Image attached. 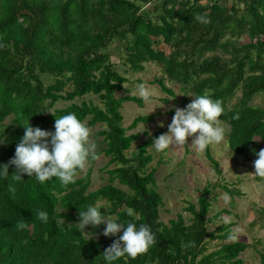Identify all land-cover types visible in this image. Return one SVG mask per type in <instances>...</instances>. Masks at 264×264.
<instances>
[{
  "label": "trees",
  "instance_id": "trees-1",
  "mask_svg": "<svg viewBox=\"0 0 264 264\" xmlns=\"http://www.w3.org/2000/svg\"><path fill=\"white\" fill-rule=\"evenodd\" d=\"M196 14L210 23L195 21ZM114 41L130 72H142L146 63L160 67L151 83L161 93L173 95L166 80L192 99L207 94L221 100L218 120L227 128L232 157L254 166L264 149V0H0V165L14 158L28 122L54 133L55 119L69 113L87 127H103L97 132L103 148L96 154L107 159L99 169L105 183L94 190L89 187L95 160L66 187L57 178L40 183L26 174L16 181L15 166L9 165V176H0V264H107L102 255L123 232L105 237V225L88 226L84 234L75 226L79 210L98 201L102 214L137 228L147 224L156 237L146 253L113 264H243L239 255L247 245L227 239L229 225L207 228L212 191L220 188L233 207L235 189L204 184L195 204L184 207L187 222L180 215L161 220L148 149L165 131L148 135L126 156L138 137L126 132L151 117L137 116L121 126L122 104L141 100L115 97L126 79L109 60L107 48ZM159 44L168 51L154 48ZM85 96L98 105L73 102ZM256 96L261 106L252 105ZM58 102L67 105L55 108ZM204 157L219 176L208 148ZM128 208L136 215L129 217ZM39 211L47 213V222L37 218ZM222 213L229 214L224 209L217 214ZM21 221L27 227L17 230ZM213 240L220 243L207 252ZM190 241L196 247H182Z\"/></svg>",
  "mask_w": 264,
  "mask_h": 264
},
{
  "label": "rangeland",
  "instance_id": "rangeland-1",
  "mask_svg": "<svg viewBox=\"0 0 264 264\" xmlns=\"http://www.w3.org/2000/svg\"><path fill=\"white\" fill-rule=\"evenodd\" d=\"M151 5L146 4L145 9ZM162 49L167 52V48L162 44L154 48ZM109 60L113 69L122 75L126 82L123 84L124 91L117 92L115 97L124 95L133 96L141 100L138 105L134 102H125L122 104L120 114L122 116V127L128 124L137 116H150L148 123H139L126 134H137V139L130 145L126 151V156L134 151L136 145L143 142L148 135L158 129H163L164 134L168 133V125L171 124L176 108H185L192 102L189 93L184 94L172 82L164 80L166 88H169L173 95L167 96L159 91L156 85L151 81L154 77L161 75L160 67L153 63L143 64V70L140 73H132L124 64V53L122 46L118 42H112L107 48ZM145 84L150 91L148 101L143 100L138 94V85ZM81 100H90L94 105H98L95 97L85 96L81 99H75L73 102L79 103ZM252 105L261 106L262 97L256 96L251 101ZM67 103L58 102L55 108H62ZM163 124V127L160 125ZM223 127L225 134L226 126L219 122ZM91 131L90 141L96 145V152L103 148L101 137L97 132L103 129L101 125L88 127ZM192 137L188 138V144L183 148H170L164 152H157L153 146L148 149L151 156L149 167H155V189L161 197L162 205L160 207V218L163 222L173 219L175 215H180L187 222L188 214L184 211L186 203L195 204L197 194L204 184L224 185L228 189H235L238 192L234 196L233 207L229 206V197L224 199L225 193L220 188L212 191L213 200L208 212L210 222L207 225L209 231H213L220 224H228L229 231L239 230L240 238L237 241L244 242L247 248L239 257L243 264H260L261 259L257 251L261 252L264 260V179L254 174L255 169L252 164L241 163L230 155L225 144V138L220 144H214L208 147L210 156L218 163L221 174L218 176L212 170L209 162L204 157V152H199L191 147ZM107 159L98 155L90 175V190L96 189L105 183L106 176L99 172ZM86 170V169H85ZM84 170V171H85ZM82 171V173L84 172ZM227 210L229 214L222 213L220 210ZM227 221V222H226ZM220 241L213 240L207 242V252L217 248ZM264 264V262H263Z\"/></svg>",
  "mask_w": 264,
  "mask_h": 264
},
{
  "label": "clouds",
  "instance_id": "clouds-1",
  "mask_svg": "<svg viewBox=\"0 0 264 264\" xmlns=\"http://www.w3.org/2000/svg\"><path fill=\"white\" fill-rule=\"evenodd\" d=\"M194 20L205 25L210 23L207 16L201 14H196ZM138 94L145 101L151 95L143 83L138 85ZM223 112L221 100H213L207 94L195 96L185 108L175 109L172 122L168 125V133L155 138L151 145L157 152H164L170 148H183L188 144V138L192 137L191 147L204 152L209 146L220 144L225 138V130L219 126L218 120ZM234 118L238 119V116ZM23 128L24 135L16 146L14 158L8 164L0 165V176L4 178L9 176V165H14L16 172L11 176L16 181L22 180V176L26 174L28 177L35 176L40 183L57 178L66 187L75 183L76 177L87 168L90 161L98 159L96 145L90 141V129L74 113L56 118L54 133L34 128L29 122ZM257 156L254 174L247 175L264 179V149ZM224 199H228L227 194ZM101 208L98 201L95 205H88L85 211L79 210V223L75 226L84 234V229L88 226L95 228L105 225V237L123 232L104 251L102 256L107 264H113L125 256L135 259L156 243L155 234L149 225L141 224L137 228L133 222L118 223L111 215L102 214ZM127 215L131 217L136 213L134 209L128 208ZM37 218L43 222L48 220L44 211H39ZM26 227L24 221L16 225L17 230ZM239 238L238 229L230 231L227 236L233 242ZM182 247L194 248L196 242L190 241Z\"/></svg>",
  "mask_w": 264,
  "mask_h": 264
}]
</instances>
